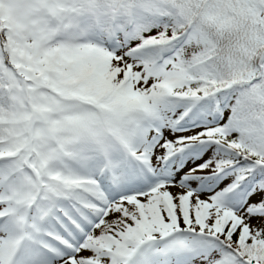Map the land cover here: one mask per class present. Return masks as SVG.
I'll list each match as a JSON object with an SVG mask.
<instances>
[{
    "label": "snow or ice",
    "instance_id": "snow-or-ice-1",
    "mask_svg": "<svg viewBox=\"0 0 264 264\" xmlns=\"http://www.w3.org/2000/svg\"><path fill=\"white\" fill-rule=\"evenodd\" d=\"M0 264H264V0H0Z\"/></svg>",
    "mask_w": 264,
    "mask_h": 264
}]
</instances>
